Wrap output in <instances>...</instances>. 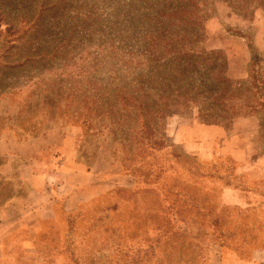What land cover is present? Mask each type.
Returning <instances> with one entry per match:
<instances>
[{
    "label": "rangeland",
    "instance_id": "1",
    "mask_svg": "<svg viewBox=\"0 0 264 264\" xmlns=\"http://www.w3.org/2000/svg\"><path fill=\"white\" fill-rule=\"evenodd\" d=\"M165 1L0 0V206L43 184L32 176L62 168L61 141L70 133L80 164L91 169L104 155L95 173L107 183L114 173L119 177L70 213L60 199L62 185L48 180V191L59 194L56 216L38 222L29 247L12 249L21 264H222L224 251L246 256L264 242V172L255 163L264 155V111L238 117L253 123L219 125L226 134L218 136L198 126L196 109L180 110L161 126L160 147L124 163L96 105L72 101L68 90L59 96L45 91L60 82L66 89L105 83L112 58L94 53L105 52V41L111 45L131 26L180 19V1L163 15ZM209 1L205 48L226 56L230 78L247 80L254 58L264 78V8L237 12L222 0ZM215 18L209 33L205 23ZM8 23L15 34L6 33ZM227 37L243 44L210 46ZM59 42L70 44L62 60ZM35 52L39 58L22 67H4ZM244 70L242 78L233 75ZM90 92L94 97L97 90ZM23 233L21 242L30 239Z\"/></svg>",
    "mask_w": 264,
    "mask_h": 264
},
{
    "label": "trees",
    "instance_id": "2",
    "mask_svg": "<svg viewBox=\"0 0 264 264\" xmlns=\"http://www.w3.org/2000/svg\"><path fill=\"white\" fill-rule=\"evenodd\" d=\"M179 1L175 14L179 13L180 19H149L148 23L131 26L125 35L111 39V45L105 41V52L94 53L100 59L112 58L105 83L91 86L97 90L94 97L90 86L66 89L60 82L45 89L58 96L68 90L72 101L96 105L99 121H105L117 151L124 154V163L130 162L134 153L143 160L148 149L160 147L161 126L170 114L180 110L196 109L200 123L225 128L239 116L264 111V78L255 69L258 61L252 60L247 80L230 78L226 56L204 46V21L212 3ZM222 1L237 12L264 8V0ZM172 3L174 0L165 1L163 15L174 9ZM142 25L145 34L140 33ZM13 27L8 23L6 33L15 34ZM68 46L59 42L55 47L62 53L61 60ZM57 56H52V60H57ZM38 58L35 52L6 61L4 67L13 71ZM261 128L264 124H260Z\"/></svg>",
    "mask_w": 264,
    "mask_h": 264
},
{
    "label": "crops",
    "instance_id": "3",
    "mask_svg": "<svg viewBox=\"0 0 264 264\" xmlns=\"http://www.w3.org/2000/svg\"><path fill=\"white\" fill-rule=\"evenodd\" d=\"M205 24L206 30L210 33L209 29L218 24V20L217 18L211 19ZM261 37L263 35H258L256 38L259 45H262L260 42L262 40ZM229 40L243 44L241 43L243 41L241 38L227 37V39L224 38L215 43V45L210 46L214 48H226L225 42ZM240 49H242L241 46ZM228 74L231 76L229 61ZM233 75L242 78L246 76V70L237 75L233 72ZM246 122L253 123L252 117L236 118L233 120V126ZM197 124L198 126H204L208 132L215 133L218 136L226 134L224 128L219 125ZM193 128L196 127L193 126ZM180 134L182 135L181 132ZM182 138H184L183 135ZM182 138L180 137L181 140ZM61 146L65 150L62 154L61 163L63 166L61 169L58 168L53 176L50 174L32 176L34 180H40L43 184L28 190L24 195L14 196L6 200L0 206V264H21L13 254L14 250L12 249L19 246L29 247L38 229V222L43 218L56 216L55 204L59 194L57 193V188L55 191L51 188V193L48 191V185L46 184L48 180H56V182L62 185L61 190L65 191L66 194L64 196L60 195V199L62 200L64 210L68 213L76 209L79 203L105 192L118 182L119 177L115 173L108 183L104 182L105 178L102 175L95 173V169L102 163L104 155L102 157L98 155L95 158L91 169L84 167L76 160L75 137L73 133L62 138ZM105 163L107 166L110 164L107 160ZM255 163L260 164L264 172V155L260 156ZM262 178H264V175ZM50 196H53L52 200ZM26 232L30 233V239L23 242L19 241L17 239L19 235ZM222 264H264V242L246 256H240L234 250L224 251Z\"/></svg>",
    "mask_w": 264,
    "mask_h": 264
}]
</instances>
